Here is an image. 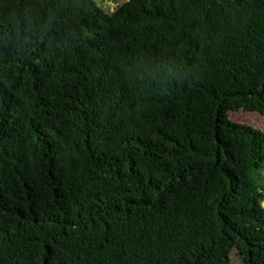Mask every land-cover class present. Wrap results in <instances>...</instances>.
Masks as SVG:
<instances>
[{"label": "trees", "instance_id": "1", "mask_svg": "<svg viewBox=\"0 0 264 264\" xmlns=\"http://www.w3.org/2000/svg\"><path fill=\"white\" fill-rule=\"evenodd\" d=\"M0 264H264V0H0Z\"/></svg>", "mask_w": 264, "mask_h": 264}, {"label": "rangeland", "instance_id": "2", "mask_svg": "<svg viewBox=\"0 0 264 264\" xmlns=\"http://www.w3.org/2000/svg\"><path fill=\"white\" fill-rule=\"evenodd\" d=\"M101 2V4L103 5V7L111 12L116 5L120 4L121 2L125 1V0H98Z\"/></svg>", "mask_w": 264, "mask_h": 264}]
</instances>
